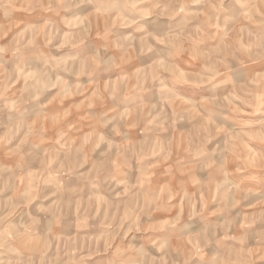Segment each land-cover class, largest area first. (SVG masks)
I'll use <instances>...</instances> for the list:
<instances>
[{
	"label": "clouds",
	"instance_id": "9594fccd",
	"mask_svg": "<svg viewBox=\"0 0 264 264\" xmlns=\"http://www.w3.org/2000/svg\"><path fill=\"white\" fill-rule=\"evenodd\" d=\"M0 264H264V0H0Z\"/></svg>",
	"mask_w": 264,
	"mask_h": 264
}]
</instances>
